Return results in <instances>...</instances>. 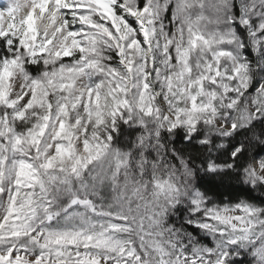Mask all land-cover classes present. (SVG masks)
<instances>
[{"label":"snow or ice","instance_id":"1","mask_svg":"<svg viewBox=\"0 0 264 264\" xmlns=\"http://www.w3.org/2000/svg\"><path fill=\"white\" fill-rule=\"evenodd\" d=\"M0 264H264V0H0Z\"/></svg>","mask_w":264,"mask_h":264},{"label":"clouds","instance_id":"2","mask_svg":"<svg viewBox=\"0 0 264 264\" xmlns=\"http://www.w3.org/2000/svg\"><path fill=\"white\" fill-rule=\"evenodd\" d=\"M25 11H26V9H25ZM52 70H53V71H57V69H55V67H54ZM86 83H87V77H85L84 80L80 81V84L77 85V90H79L80 87H81L82 85L86 84Z\"/></svg>","mask_w":264,"mask_h":264}]
</instances>
